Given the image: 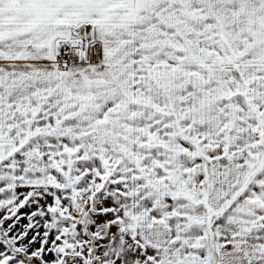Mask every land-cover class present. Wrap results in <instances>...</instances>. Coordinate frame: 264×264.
<instances>
[{
    "label": "snow or ice",
    "instance_id": "6c2138e0",
    "mask_svg": "<svg viewBox=\"0 0 264 264\" xmlns=\"http://www.w3.org/2000/svg\"><path fill=\"white\" fill-rule=\"evenodd\" d=\"M0 264H264V0H0Z\"/></svg>",
    "mask_w": 264,
    "mask_h": 264
}]
</instances>
